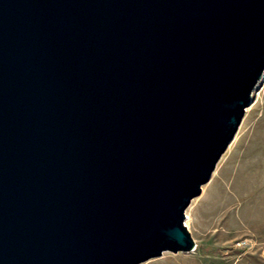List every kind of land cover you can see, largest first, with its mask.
<instances>
[{
    "label": "water",
    "instance_id": "95a60500",
    "mask_svg": "<svg viewBox=\"0 0 264 264\" xmlns=\"http://www.w3.org/2000/svg\"><path fill=\"white\" fill-rule=\"evenodd\" d=\"M263 71L264 0H0V264L194 250Z\"/></svg>",
    "mask_w": 264,
    "mask_h": 264
},
{
    "label": "rangeland",
    "instance_id": "374dc122",
    "mask_svg": "<svg viewBox=\"0 0 264 264\" xmlns=\"http://www.w3.org/2000/svg\"><path fill=\"white\" fill-rule=\"evenodd\" d=\"M251 100L210 180L185 210L195 249L166 250L139 264H264V74Z\"/></svg>",
    "mask_w": 264,
    "mask_h": 264
},
{
    "label": "bare ground",
    "instance_id": "6f19581e",
    "mask_svg": "<svg viewBox=\"0 0 264 264\" xmlns=\"http://www.w3.org/2000/svg\"><path fill=\"white\" fill-rule=\"evenodd\" d=\"M264 74V73H263ZM185 225H187V223L185 222Z\"/></svg>",
    "mask_w": 264,
    "mask_h": 264
},
{
    "label": "built area",
    "instance_id": "2783aa9c",
    "mask_svg": "<svg viewBox=\"0 0 264 264\" xmlns=\"http://www.w3.org/2000/svg\"><path fill=\"white\" fill-rule=\"evenodd\" d=\"M185 224V223H184Z\"/></svg>",
    "mask_w": 264,
    "mask_h": 264
}]
</instances>
